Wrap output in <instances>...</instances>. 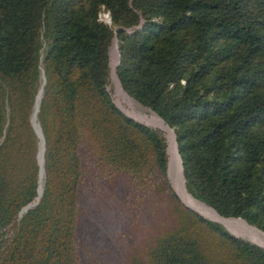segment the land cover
Instances as JSON below:
<instances>
[{
	"label": "trees",
	"instance_id": "1",
	"mask_svg": "<svg viewBox=\"0 0 264 264\" xmlns=\"http://www.w3.org/2000/svg\"><path fill=\"white\" fill-rule=\"evenodd\" d=\"M115 43L122 92L172 131L187 195L264 234V0H0V264H80L86 179L121 181V205L150 218L124 264H264L174 192L164 133L113 101Z\"/></svg>",
	"mask_w": 264,
	"mask_h": 264
},
{
	"label": "rangeland",
	"instance_id": "2",
	"mask_svg": "<svg viewBox=\"0 0 264 264\" xmlns=\"http://www.w3.org/2000/svg\"><path fill=\"white\" fill-rule=\"evenodd\" d=\"M102 18L106 20L104 15H102ZM110 56L111 63L113 64L114 58L115 61L117 60V49L115 54L111 49ZM109 89L111 90L110 92L114 103L126 115L142 124L158 128L164 133L169 149L168 177L176 193L175 186L173 185V176L176 171L170 168V147L172 139L168 134V130L165 129L164 132L159 126L151 123L150 116L152 113L142 109L133 100L135 108L140 114L129 108L127 103L120 99L116 83L113 80ZM177 169L181 177L179 164H177ZM182 183L184 182L182 181ZM122 194L123 187L121 181H114L106 185L105 183L96 182L92 179L85 180L79 196L80 222L77 229L80 264H124L131 248L138 246L149 236V216L146 213L136 216L125 209L121 205ZM223 225L231 234L253 242L246 233L237 229H231L225 224Z\"/></svg>",
	"mask_w": 264,
	"mask_h": 264
},
{
	"label": "bare ground",
	"instance_id": "3",
	"mask_svg": "<svg viewBox=\"0 0 264 264\" xmlns=\"http://www.w3.org/2000/svg\"><path fill=\"white\" fill-rule=\"evenodd\" d=\"M112 50H113V53L115 54L116 53L115 44L113 45ZM115 62L116 61H115V58H114L112 67L115 65ZM42 79H43V84H44V76H42ZM113 81H114V83H116V87H117L120 99L123 100L125 103H127L129 108L133 109L134 111H137L140 114V112L135 108L134 102L124 92H122V89H121L120 85H118L117 79L114 76H113ZM38 94H39V96H38L36 104H35V110H34L32 122H33V127H34L39 139L41 140L39 156H40V161L42 163L43 162V142H42V139H41V135H40V131H39V128H38V124L35 121V119H36V111H38L37 108L39 107V102H40L41 95H42V87L40 88ZM150 117H151V123L156 124L163 131L165 129H167L168 130V134L170 135V138L172 139V144H171V147H170V155H171L170 168H171V170H175L176 171L175 175L173 176V185L175 186V191L180 196V198L189 207L195 209L196 211L201 213L203 216H205V217H207L209 219H212L214 221H218L221 224L223 223V224L227 225L228 227H230L231 229H237V230H239V231H241L243 233H246L250 237V239L253 241V243L255 242V244L260 245L262 248H264V234L263 233H261L260 231H258L255 228L247 226L243 221L232 220V219H229V220L221 219L214 213V211H212L208 207L198 203L197 201H195L194 199H192L191 197H189L187 195V193H186V191L184 189V185L182 183V178H181L182 176L180 177V174H179L178 169H177V164H179V167H180V163H179V160H178V157H177L176 148H175V144H174V139L172 137L173 134L167 127L164 128L163 123L155 115L152 114ZM168 151H169V149H168ZM168 167H169V163H168ZM180 170H181V167H180ZM42 174H43V171H42ZM42 179H43V175L41 176V183H42ZM41 193H42V188L40 189L39 197H40Z\"/></svg>",
	"mask_w": 264,
	"mask_h": 264
},
{
	"label": "water",
	"instance_id": "4",
	"mask_svg": "<svg viewBox=\"0 0 264 264\" xmlns=\"http://www.w3.org/2000/svg\"><path fill=\"white\" fill-rule=\"evenodd\" d=\"M106 18H107V22L109 23V18H108V16L106 15ZM116 41V40H115ZM116 43H117V41H116ZM116 49H117V44H116ZM118 64H119V54H118V52H117V60H116V63H115V65L112 67V69H113V76L116 78V76H115V73H114V71H115V69L117 68V66H118ZM42 72H43V70H42ZM43 76H44V72H43ZM113 76H112V80H113ZM117 79V78H116ZM45 82H46V79H45V76H44V85H45ZM117 82H118V84H119V81L117 80ZM120 85V84H119ZM121 87V86H120ZM122 89V88H121ZM123 91V90H122ZM125 93V92H124ZM39 111V110H38ZM154 115V114H153ZM156 116V115H155ZM130 117V116H129ZM157 117V116H156ZM132 118V117H131ZM162 123H163V121L159 118V117H157ZM141 123V122H140ZM166 126V125H165ZM33 127V126H32ZM167 127V126H166ZM38 128H39V131H40V135H41V139H42V142H43V155H44V137H43V134H42V131H41V128H40V126H39V124H38ZM168 128V127H167ZM34 129V128H33ZM169 129V128H168ZM170 130V129H169ZM35 131V130H34ZM171 131V130H170ZM172 132V131H171ZM173 134V133H172ZM173 139H174V144H175V148H176V143H175V138H174V136H173ZM176 153H177V157H178V160H179V163H180V167H181V173H182V177H183V170H182V164H181V161H180V158H179V156H178V152H177V149H176ZM43 173H44V170H43ZM183 181H184V177H183ZM185 183V182H184ZM177 194V193H176ZM41 195H42V193H41ZM41 195H40V197H41ZM178 195V194H177ZM40 197L39 198H36L35 200H36V202L35 203H32V204H30V205H28L27 207H25L24 209H22V211L20 212V214H19V216H21L22 214H24L25 212H27L29 209H31V208H33L35 205H37V203H38V201H39V199H40ZM178 197H179V199L181 200V202L186 206V207H188L189 209H191V210H193V211H195V212H197L198 214H200V215H202L201 213H199L198 211H196L195 209H193V208H191V207H189L181 198H180V196L178 195ZM215 212V211H214ZM216 213V212H215ZM203 216V215H202ZM204 217V216H203ZM236 220H241V219H236ZM211 221H213V222H216V223H218V224H220V225H223V224H221L220 222H218V221H214V220H212L211 219ZM243 221V220H242ZM247 226H249L245 221H243ZM225 227V226H224ZM249 227H252V226H249ZM226 228V227H225ZM254 228V227H253ZM227 229V228H226ZM228 231V230H227ZM229 232V231H228ZM230 233V232H229ZM231 234V233H230ZM233 235V234H232ZM235 236V235H234ZM237 237V236H236ZM238 238H240V237H238ZM249 242H251V241H249ZM251 243H253V242H251ZM253 244H255V243H253ZM255 245H257V244H255ZM257 246H259V245H257ZM260 248H262L261 246H259ZM262 249H264V248H262Z\"/></svg>",
	"mask_w": 264,
	"mask_h": 264
},
{
	"label": "built area",
	"instance_id": "5",
	"mask_svg": "<svg viewBox=\"0 0 264 264\" xmlns=\"http://www.w3.org/2000/svg\"><path fill=\"white\" fill-rule=\"evenodd\" d=\"M104 18L107 20L106 15H104Z\"/></svg>",
	"mask_w": 264,
	"mask_h": 264
}]
</instances>
